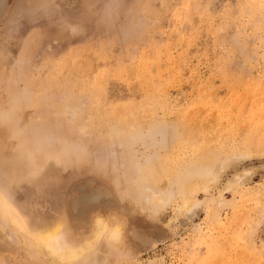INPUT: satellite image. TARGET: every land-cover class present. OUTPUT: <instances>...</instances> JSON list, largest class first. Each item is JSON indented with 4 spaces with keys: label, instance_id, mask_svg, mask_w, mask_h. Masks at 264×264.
<instances>
[{
    "label": "rangeland",
    "instance_id": "obj_1",
    "mask_svg": "<svg viewBox=\"0 0 264 264\" xmlns=\"http://www.w3.org/2000/svg\"><path fill=\"white\" fill-rule=\"evenodd\" d=\"M0 264H264V0H5Z\"/></svg>",
    "mask_w": 264,
    "mask_h": 264
},
{
    "label": "bare ground",
    "instance_id": "obj_2",
    "mask_svg": "<svg viewBox=\"0 0 264 264\" xmlns=\"http://www.w3.org/2000/svg\"><path fill=\"white\" fill-rule=\"evenodd\" d=\"M4 1L5 0H0V8L2 7ZM93 202L95 203V200H93V201H91L89 203L92 204ZM100 202H102V201H100ZM103 202H104V200H103ZM3 203L5 205V208H4L3 211L6 212V214L10 215L9 217H11V219L14 222H16V224L20 228L26 229L27 228V222L24 220L25 219L24 216L19 214V212L16 211L15 208L10 206L9 204H7L5 202H3ZM86 203H88V202H86ZM96 203H99V202H96ZM96 203H95V205H96ZM86 205H88V204H86ZM80 210H81V208H80ZM60 228H61V223L60 222H57V221H54V220H50V221H48L46 223L45 227L41 228L36 233V238H37V240L40 243L46 245L51 250V252H52V254H53V256L55 257L56 260L69 261V260H72L75 256H77V254L81 250L72 249V248L64 245L61 242V240H60L61 239ZM101 229H103V228L101 226H99V232H101ZM117 232H118V230H115L116 234H117Z\"/></svg>",
    "mask_w": 264,
    "mask_h": 264
}]
</instances>
